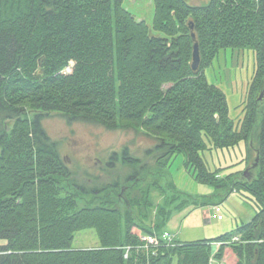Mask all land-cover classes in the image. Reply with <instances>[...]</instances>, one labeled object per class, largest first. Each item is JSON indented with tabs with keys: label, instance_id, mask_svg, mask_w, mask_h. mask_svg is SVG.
Here are the masks:
<instances>
[{
	"label": "trees",
	"instance_id": "obj_1",
	"mask_svg": "<svg viewBox=\"0 0 264 264\" xmlns=\"http://www.w3.org/2000/svg\"><path fill=\"white\" fill-rule=\"evenodd\" d=\"M123 2L0 0V264H209L216 243L219 260L230 248L236 264H264V0H155L152 25ZM227 47L257 58L239 127L204 71ZM57 113L110 130L145 128L157 144L145 159L115 151L106 164L126 167L124 181L118 174L89 188L44 129ZM204 136L219 149L244 141L247 168L210 172ZM178 153L215 193L177 189L166 169ZM244 191L259 205L249 222L213 239L145 247L142 236H160L174 209ZM88 228L100 246L73 249L75 233Z\"/></svg>",
	"mask_w": 264,
	"mask_h": 264
},
{
	"label": "rangeland",
	"instance_id": "obj_2",
	"mask_svg": "<svg viewBox=\"0 0 264 264\" xmlns=\"http://www.w3.org/2000/svg\"><path fill=\"white\" fill-rule=\"evenodd\" d=\"M207 1L187 0L191 4H203ZM154 3L155 0H124L123 7L130 10L136 20H146L149 25H152L155 13ZM256 64V52L253 49L227 47L221 49L204 70L207 81L225 92L230 118L236 127L241 125L245 115L244 107L256 72ZM70 65L74 63L71 62ZM43 126L46 133L59 143L60 154L75 172L73 175L77 182L84 183L89 188L103 182H112L118 174L121 175V181L122 179L124 181V177L128 174L126 167H121L120 162H117L116 168L112 170L106 164L110 165L115 151L123 154L127 150L129 154L145 159L146 149L153 147L157 141L145 128L122 127L110 130L102 124L70 120L59 113L47 116L43 120ZM204 140L209 148L201 151L200 156L210 172L225 168L222 174L226 175L247 168L244 162L246 158L244 141L235 147L219 149L213 147L212 140L207 136H204ZM186 161L183 153L174 156L166 169L167 178L174 181L178 190L188 195L208 196L215 193L213 186L198 183L195 180V169L193 167L187 169ZM154 196L158 201V195ZM85 203L86 200L79 199L80 207H83ZM258 210L259 205L249 192H234L226 201L218 205L201 207L190 203L183 208L174 209L166 229L179 241L213 239L235 229L242 223L249 222ZM219 215L223 218L219 219ZM167 230L162 231L161 234ZM135 233L140 235V230L136 229ZM73 240V249L100 246V239L95 228L76 232ZM0 244H6V240L0 239ZM229 249L226 250L223 261L236 264L238 258Z\"/></svg>",
	"mask_w": 264,
	"mask_h": 264
},
{
	"label": "built area",
	"instance_id": "obj_3",
	"mask_svg": "<svg viewBox=\"0 0 264 264\" xmlns=\"http://www.w3.org/2000/svg\"><path fill=\"white\" fill-rule=\"evenodd\" d=\"M66 73L72 71V67L68 66L67 69L65 70ZM219 219H222L223 217L221 215L218 216ZM142 240L145 243V247H147L149 249V246L151 245H158L160 244L161 240H164L166 242L171 243V241H175V235H173L171 232L167 231L164 232L163 234H160V236H156V235H145L144 237H142ZM217 247H219L221 244L220 243H216ZM128 254L125 255V257H127ZM209 264H225V262L223 260H219L216 256H215V252L212 254V257L210 259V263Z\"/></svg>",
	"mask_w": 264,
	"mask_h": 264
},
{
	"label": "water",
	"instance_id": "obj_4",
	"mask_svg": "<svg viewBox=\"0 0 264 264\" xmlns=\"http://www.w3.org/2000/svg\"><path fill=\"white\" fill-rule=\"evenodd\" d=\"M192 38L195 39V34L193 33L192 35ZM193 64H192V67H193V70L195 71L196 69H198L201 61H200V58H201V55H200V50H199V46H198V42H195L194 43V46H193ZM264 95V92H262V96Z\"/></svg>",
	"mask_w": 264,
	"mask_h": 264
}]
</instances>
